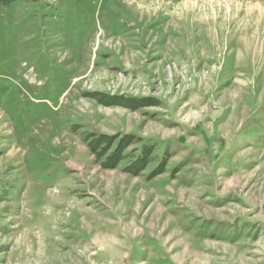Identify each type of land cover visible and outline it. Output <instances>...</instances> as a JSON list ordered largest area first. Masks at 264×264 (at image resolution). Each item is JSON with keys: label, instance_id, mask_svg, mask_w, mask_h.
Here are the masks:
<instances>
[{"label": "rangeland", "instance_id": "rangeland-1", "mask_svg": "<svg viewBox=\"0 0 264 264\" xmlns=\"http://www.w3.org/2000/svg\"><path fill=\"white\" fill-rule=\"evenodd\" d=\"M90 132L156 160L104 169ZM0 264H264V0L0 4Z\"/></svg>", "mask_w": 264, "mask_h": 264}, {"label": "trees", "instance_id": "trees-1", "mask_svg": "<svg viewBox=\"0 0 264 264\" xmlns=\"http://www.w3.org/2000/svg\"><path fill=\"white\" fill-rule=\"evenodd\" d=\"M16 0H0V4L9 5ZM37 1V0H35ZM85 97L96 100L106 107H122L137 111L146 107H156L160 101L154 96H129L125 94H110L103 91L85 92ZM89 151L95 156L104 169H115L122 162L129 160L123 167L124 172L140 176L151 163L156 160V144L144 140L134 133L105 134L90 132L85 135ZM168 151L148 173L147 178L153 179L166 172L168 165ZM180 167H176L172 174H176Z\"/></svg>", "mask_w": 264, "mask_h": 264}]
</instances>
